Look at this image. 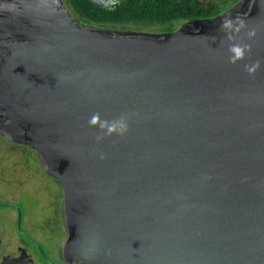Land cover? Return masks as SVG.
Returning a JSON list of instances; mask_svg holds the SVG:
<instances>
[{"label": "water", "instance_id": "water-1", "mask_svg": "<svg viewBox=\"0 0 264 264\" xmlns=\"http://www.w3.org/2000/svg\"><path fill=\"white\" fill-rule=\"evenodd\" d=\"M1 56L0 138L62 188L58 264H264V0L160 33L0 0Z\"/></svg>", "mask_w": 264, "mask_h": 264}, {"label": "rangeland", "instance_id": "rangeland-1", "mask_svg": "<svg viewBox=\"0 0 264 264\" xmlns=\"http://www.w3.org/2000/svg\"><path fill=\"white\" fill-rule=\"evenodd\" d=\"M125 28L160 29L158 25ZM62 197L59 182L40 169L32 147L0 138L1 255H15L21 247L37 264H58L57 247L63 236L59 210ZM18 210L21 231L17 227Z\"/></svg>", "mask_w": 264, "mask_h": 264}, {"label": "trees", "instance_id": "trees-1", "mask_svg": "<svg viewBox=\"0 0 264 264\" xmlns=\"http://www.w3.org/2000/svg\"><path fill=\"white\" fill-rule=\"evenodd\" d=\"M115 1L114 5H104L92 0H62L69 13L85 24L116 29L158 25L156 33L170 32L189 20L211 18L238 0Z\"/></svg>", "mask_w": 264, "mask_h": 264}, {"label": "flooded vegetation", "instance_id": "flooded-vegetation-1", "mask_svg": "<svg viewBox=\"0 0 264 264\" xmlns=\"http://www.w3.org/2000/svg\"><path fill=\"white\" fill-rule=\"evenodd\" d=\"M0 58H1V60L4 59L3 56H1ZM11 123H12V121H11L10 116H9V111L0 106V131H3V129H2L3 126L10 125ZM0 135L2 137H5L3 134H1V132H0ZM26 257L30 258V260L33 262L31 255L28 254V252L26 250H24L23 248L18 247V250L16 251L15 255H10V254L4 255V254H2L0 256V264H20L21 262H23L26 259ZM60 257L62 259L63 264H70L65 260V258L63 257L62 254L60 255Z\"/></svg>", "mask_w": 264, "mask_h": 264}, {"label": "clouds", "instance_id": "clouds-1", "mask_svg": "<svg viewBox=\"0 0 264 264\" xmlns=\"http://www.w3.org/2000/svg\"><path fill=\"white\" fill-rule=\"evenodd\" d=\"M227 26V25H225ZM234 53H235V58H239L243 55V51L240 47H233L231 49ZM254 68H249L248 71L252 72L254 71ZM99 125L101 130L106 129V132L104 133L105 135H111L114 132H117L119 134H123L124 132L127 131V125L124 122L123 118L116 120V121H102L100 119L99 114H94L91 119L89 120V125L91 126H95V125ZM102 137H97V139H101Z\"/></svg>", "mask_w": 264, "mask_h": 264}]
</instances>
